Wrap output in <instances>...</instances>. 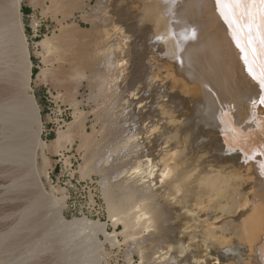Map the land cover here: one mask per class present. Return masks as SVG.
<instances>
[{"label": "rangeland", "instance_id": "374dc122", "mask_svg": "<svg viewBox=\"0 0 264 264\" xmlns=\"http://www.w3.org/2000/svg\"><path fill=\"white\" fill-rule=\"evenodd\" d=\"M14 1L0 0V264H157L169 252L168 245L173 254L181 244L187 246L180 240L185 222L160 202L153 203L159 214L152 216L148 227L125 228L116 209L120 201L107 194L108 180L104 182L103 173L96 169L97 160L118 137L115 130L121 126L123 112L121 108L111 111L112 98L92 86L111 45L104 24L95 21L102 0H19L17 5ZM142 9V0H124L112 19L137 34ZM138 53L129 78L144 74ZM162 59L163 69L170 59ZM171 97L170 102L186 110L180 99ZM247 104L253 106L254 100ZM153 108L149 112L154 113ZM203 115L194 112L191 121L215 131L194 129L186 150L188 165L199 166V171L215 165L214 157L227 152L221 148L226 144L223 130L205 126L212 120L205 121ZM215 138L221 141L214 142ZM231 141L236 145L234 137ZM9 148L15 155L9 156ZM246 169L240 171L244 174ZM130 173L112 176L109 183L122 179L126 188L129 181H148ZM253 186L252 182L249 191ZM211 204L210 210H215L217 204ZM82 220L96 225H84ZM238 243L227 245L236 249L231 248V257L218 255L219 262L246 264L250 254L237 250ZM191 247L186 255L196 253L200 264H214V248L209 246L208 252L200 245Z\"/></svg>", "mask_w": 264, "mask_h": 264}, {"label": "bare ground", "instance_id": "6f19581e", "mask_svg": "<svg viewBox=\"0 0 264 264\" xmlns=\"http://www.w3.org/2000/svg\"><path fill=\"white\" fill-rule=\"evenodd\" d=\"M123 1L100 2L95 21L104 24L111 45L92 86L112 98L111 111H123L121 126L115 130L119 138L97 160L100 167L96 169L103 173L104 182L108 180L107 194L120 201L116 209L125 228L148 227L152 216L159 214L153 203L160 202L185 222L180 240L187 246H179L178 256L168 245L169 252L157 264H200L196 253L186 255L192 245L214 248L212 261L223 264L218 258L222 253L232 255L233 247L227 245L235 240L239 241L237 250L250 254L246 264H264V103L260 102L264 99V5L259 0H242L233 16L218 7L216 0H142V25L136 34L112 19ZM14 2L19 4V0ZM137 53L144 74L129 78ZM162 55L170 59L163 69ZM25 62L29 74L30 61L26 58ZM171 96L180 99L186 110L181 111L174 100L170 102ZM227 100L229 106L225 107ZM249 100H254L252 107ZM150 107L154 113L149 112ZM194 112L204 113V120H214L205 126H217L224 132L226 144L221 148L227 152L212 156L215 165L205 171H199L196 163L193 169L188 165L189 136L196 128L200 133L215 130L191 121ZM217 141L221 138L214 139ZM239 150L246 154L244 159ZM8 152L15 155L11 148ZM241 159L244 161L239 163ZM121 162L124 165L118 168ZM241 168H247L244 174ZM128 173L148 181H129L126 188L122 179L109 183L112 176ZM211 203L217 204L215 210H210ZM81 223L96 225L86 220Z\"/></svg>", "mask_w": 264, "mask_h": 264}, {"label": "snow or ice", "instance_id": "6c2138e0", "mask_svg": "<svg viewBox=\"0 0 264 264\" xmlns=\"http://www.w3.org/2000/svg\"><path fill=\"white\" fill-rule=\"evenodd\" d=\"M242 0H216L218 7H223L227 11L232 12L233 16L235 15V8L241 5ZM261 5H264V0H259ZM223 14V12H222ZM264 103V99L260 101Z\"/></svg>", "mask_w": 264, "mask_h": 264}, {"label": "built area", "instance_id": "2783aa9c", "mask_svg": "<svg viewBox=\"0 0 264 264\" xmlns=\"http://www.w3.org/2000/svg\"><path fill=\"white\" fill-rule=\"evenodd\" d=\"M72 186H73V184L72 183H70Z\"/></svg>", "mask_w": 264, "mask_h": 264}]
</instances>
